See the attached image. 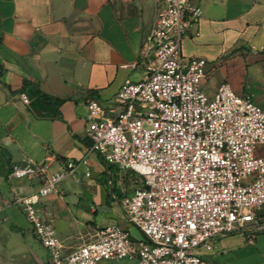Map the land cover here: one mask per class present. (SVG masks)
I'll list each match as a JSON object with an SVG mask.
<instances>
[{
	"label": "crops",
	"instance_id": "1",
	"mask_svg": "<svg viewBox=\"0 0 264 264\" xmlns=\"http://www.w3.org/2000/svg\"><path fill=\"white\" fill-rule=\"evenodd\" d=\"M160 1L0 0V264H48V251L13 203L42 182L9 181L15 163L48 164L53 173L88 156L91 177L80 170L43 200L66 253L106 226L131 230L119 188L123 180L133 184L89 152L86 105L90 99L112 103L127 79H142L141 50ZM198 2L203 18L187 32L183 54L213 67L204 88L211 80L213 90L229 84L264 109V0ZM203 255L225 264H264V225L224 236Z\"/></svg>",
	"mask_w": 264,
	"mask_h": 264
},
{
	"label": "built area",
	"instance_id": "2",
	"mask_svg": "<svg viewBox=\"0 0 264 264\" xmlns=\"http://www.w3.org/2000/svg\"><path fill=\"white\" fill-rule=\"evenodd\" d=\"M198 0H162L141 58L140 81L127 79L112 103L87 102L90 153L142 180L132 189L121 181L119 198L135 238L121 225L97 231L94 239L66 253L54 213L43 200L80 170L91 177L88 156L57 172L48 164L11 166L7 179H39L20 206L48 251V264H98L129 259L134 264H225L206 260L224 236L258 231L264 225V109L229 84L215 95L203 90L209 62L186 57L182 44L198 27ZM23 101L29 100L22 95ZM0 207V211H1Z\"/></svg>",
	"mask_w": 264,
	"mask_h": 264
},
{
	"label": "rangeland",
	"instance_id": "3",
	"mask_svg": "<svg viewBox=\"0 0 264 264\" xmlns=\"http://www.w3.org/2000/svg\"><path fill=\"white\" fill-rule=\"evenodd\" d=\"M212 68L213 67L210 66V68L208 70L207 77H206L207 80H208V76L213 74V71H211ZM213 87H214L213 86V80H211L210 83H208L207 87L204 88V86H203V90L205 91V93H207V95L213 96V95H215V93L219 89L218 88L217 90H213ZM211 91H215V92H213V94H211L212 93ZM260 155H264V147L261 148ZM130 175L132 176L133 181L131 183L134 185V187H141L142 186V180L140 179V177L133 172H130ZM130 228H131L130 233L132 234L133 237H135V238H141L142 237L141 232L137 228H135L133 226H131ZM203 258L206 260H211V259L205 258L204 255H203ZM130 262H132V261L129 259H125V260H121V261H116V260L102 261L98 264H122V263L128 264Z\"/></svg>",
	"mask_w": 264,
	"mask_h": 264
},
{
	"label": "trees",
	"instance_id": "4",
	"mask_svg": "<svg viewBox=\"0 0 264 264\" xmlns=\"http://www.w3.org/2000/svg\"><path fill=\"white\" fill-rule=\"evenodd\" d=\"M42 97H44L45 100H51V98H48L46 96H42ZM104 164H106V163L104 162ZM126 178L131 179V182L133 181L132 176L130 175V172L126 174Z\"/></svg>",
	"mask_w": 264,
	"mask_h": 264
}]
</instances>
